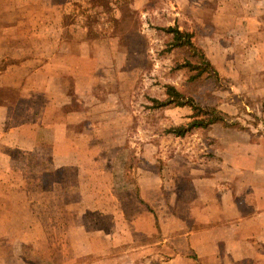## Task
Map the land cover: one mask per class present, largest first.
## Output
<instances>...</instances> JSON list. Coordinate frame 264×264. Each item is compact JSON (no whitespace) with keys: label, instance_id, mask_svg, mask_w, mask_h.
<instances>
[{"label":"rangeland","instance_id":"374dc122","mask_svg":"<svg viewBox=\"0 0 264 264\" xmlns=\"http://www.w3.org/2000/svg\"><path fill=\"white\" fill-rule=\"evenodd\" d=\"M43 2L0 0V182L11 188L9 200L0 201V264H87L93 258L76 256L110 254L106 225L129 241V228L119 222L128 226L140 216L138 177L146 186L156 177L182 203L197 187L184 181L189 169L198 176L205 163L230 155L260 158L253 169L262 166L264 0H87L60 9L49 3L54 0ZM168 27L193 35L217 81L206 74L191 80L194 73L182 66L195 59L184 49L169 50ZM165 86L215 107L233 128L167 134L186 124L191 111L152 109L150 100L166 99ZM58 108L59 116L78 114L70 121L46 115ZM38 122L77 132L79 178L70 168L55 178L42 170L40 151L29 150ZM38 139L53 141L52 129ZM25 224L33 225L19 227ZM148 226L143 220L142 229ZM156 237L135 240L140 246ZM159 254L142 264H156Z\"/></svg>","mask_w":264,"mask_h":264},{"label":"crops","instance_id":"0c3cea01","mask_svg":"<svg viewBox=\"0 0 264 264\" xmlns=\"http://www.w3.org/2000/svg\"><path fill=\"white\" fill-rule=\"evenodd\" d=\"M142 2L144 0H132V4ZM43 3L46 4V0ZM49 3L60 9L63 5L87 4V0H54ZM62 16L63 13L61 18ZM45 62L42 61L43 64ZM56 102L57 100L53 103L55 106ZM57 111L60 108L53 114L47 112L46 115L70 121V118L78 114L70 111L59 116ZM69 128L73 129L68 126L59 127L57 123L49 125L38 122L32 131L34 139L29 150L40 151L39 165L42 170H48L47 173L54 172V178L65 168L72 169L76 178L81 175L83 167L78 158L77 132L72 136ZM31 129L24 126L22 131ZM50 129L53 141H39L38 137L45 135ZM2 136L3 132L0 130V140ZM73 140H76L74 145ZM258 146L260 145H249V148ZM44 149H48V152H44ZM257 160L260 158H234L230 155L205 163V168H200L202 171L198 176H194L193 170L189 169L184 181L196 182L197 187L193 190L194 197L183 198L182 203L178 192H169L162 182L153 180L154 176L151 177L152 183L149 186L144 185L146 183L143 178L138 177L135 200L140 216L133 217L128 226L125 220L119 222V225L129 228L126 234L130 235V240H118L125 235L114 232L110 224H107L106 235L103 236L106 239V251L111 253L95 258L92 257V252H88L76 258H93L87 264H137L142 258L150 263L158 257L160 251L161 259L156 264H264V162L261 167L253 169ZM50 180L52 181L51 178ZM189 183L187 184L190 186ZM10 190L4 181L0 182V201L9 200ZM24 193L28 196L30 191L24 190ZM121 206L122 202H117L119 213L124 217ZM143 220L149 222L148 231L142 229ZM31 225L33 224L19 227L30 228ZM136 234L150 237L158 234L160 239L156 237L154 241L138 246ZM131 247L134 249L130 250ZM144 249H148V253L144 254Z\"/></svg>","mask_w":264,"mask_h":264},{"label":"trees","instance_id":"16d2710c","mask_svg":"<svg viewBox=\"0 0 264 264\" xmlns=\"http://www.w3.org/2000/svg\"><path fill=\"white\" fill-rule=\"evenodd\" d=\"M163 32L171 36V42L168 44L169 50L184 49L188 52L194 62L186 61L182 67L190 73H194L191 80H196L206 74V79L218 80V73L208 61L203 51L193 43V35L188 32L179 31L176 27H168ZM208 77V78H207ZM166 99L163 101L150 100L152 109H162L169 106L174 108H189L191 115L188 122L183 125L171 127L165 132L177 138H184L186 135L196 130H205L213 125L220 124L225 128H233L230 119L224 113L215 107L201 106L192 98L186 97L178 92L172 86H165Z\"/></svg>","mask_w":264,"mask_h":264}]
</instances>
